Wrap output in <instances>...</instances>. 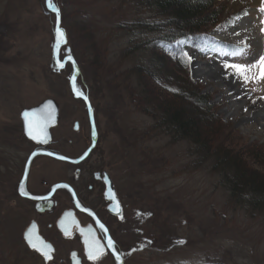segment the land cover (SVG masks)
Instances as JSON below:
<instances>
[{
    "label": "rangeland",
    "instance_id": "374dc122",
    "mask_svg": "<svg viewBox=\"0 0 264 264\" xmlns=\"http://www.w3.org/2000/svg\"><path fill=\"white\" fill-rule=\"evenodd\" d=\"M216 1L224 11L223 24L209 28L206 41L179 43L192 60L193 77L210 93L222 132L235 130L243 144L264 148L260 68H252L245 83L226 67L259 63L264 0ZM53 3L67 36L60 60L73 56L77 62L76 88L89 97L101 132L90 160L112 171L129 208L124 227L137 231L135 264H264L263 207L233 196L228 173L210 162L197 163L186 140L158 127L138 105L133 71L149 64L153 49L147 41L156 34L127 25L152 21L154 9L141 0ZM235 24L241 30L227 33ZM55 29L56 15L45 0H0V264H39L23 244L26 216L20 210L25 208L14 191L27 151L35 147L23 135L22 110L53 100L59 109L53 146L76 157L87 145L73 125H89L88 107L73 93V64L56 66ZM52 162V171L61 173L65 164Z\"/></svg>",
    "mask_w": 264,
    "mask_h": 264
},
{
    "label": "trees",
    "instance_id": "16d2710c",
    "mask_svg": "<svg viewBox=\"0 0 264 264\" xmlns=\"http://www.w3.org/2000/svg\"><path fill=\"white\" fill-rule=\"evenodd\" d=\"M141 1L154 9L155 18L126 27L156 35L147 41L153 49L149 64L133 71L139 85L138 105L158 127L186 140L197 163L210 162L214 169L228 173L225 178L233 196L264 211V148L243 144L235 130L222 132L223 120L211 104L210 93H204L193 77L189 55L178 43L203 42L211 28L223 24L221 4L216 0Z\"/></svg>",
    "mask_w": 264,
    "mask_h": 264
},
{
    "label": "flooded vegetation",
    "instance_id": "af4514ba",
    "mask_svg": "<svg viewBox=\"0 0 264 264\" xmlns=\"http://www.w3.org/2000/svg\"><path fill=\"white\" fill-rule=\"evenodd\" d=\"M58 110L57 106V119ZM22 112L23 135L35 146L27 151L14 188L16 198L25 208L20 210L26 216L21 234L25 248L39 264H135L137 231L130 232L124 227L130 219L127 201L112 171L105 165H94L90 160L101 136L95 109V124L88 110V126L84 127L80 121L74 122L73 130L82 133V144H87L76 157L53 146L57 119L49 126V138L43 143L26 136ZM69 142L72 145V140ZM40 150L80 160L73 162L49 155L32 156ZM52 161L65 164L61 165V173L52 171L51 166L55 164ZM21 183L25 195L20 194ZM110 195L114 199L109 200ZM30 229L35 248L25 239ZM109 239L113 241L114 248L108 246ZM45 252L50 259L44 255ZM90 252L98 258L89 259Z\"/></svg>",
    "mask_w": 264,
    "mask_h": 264
},
{
    "label": "snow or ice",
    "instance_id": "6c2138e0",
    "mask_svg": "<svg viewBox=\"0 0 264 264\" xmlns=\"http://www.w3.org/2000/svg\"><path fill=\"white\" fill-rule=\"evenodd\" d=\"M48 5L49 7L55 11L57 13V27H56V44H55V51L58 54L59 53V49L61 46V43H66V38H65V32L59 27V11L57 8H55V6L52 3V0H48ZM260 12L264 13V6H262L259 9ZM239 19V18H238ZM236 55H242L243 52H236ZM189 61L191 60L190 57H188ZM58 66L59 67H64L63 63L58 62ZM227 68L232 69L233 73L235 75L240 76L243 81L245 83L249 82V76L247 75L248 72L252 71V68H256L259 67L260 68V74H259V78L260 79H264V54H261L259 56V63L258 64H253L251 67H246L242 64H228L226 65ZM73 85L75 86V77H73ZM74 90L76 92V95L83 97L84 99H87V97L83 96V93L77 89ZM53 106L51 103L45 104L41 109L39 110H34V111H24L22 113V118L26 123V134L33 140H37L38 136L36 134H34V127L36 125H39L41 131H43L44 128L47 127V122L51 121L52 119H54L55 113L52 110ZM43 142V141H40ZM61 159H63V157H61ZM19 191L21 195H25V191H24V185L23 183H21L19 185ZM109 191H111V189H109ZM109 200L114 199V196L110 195L108 197ZM101 228H103V225H101ZM25 239L26 241L29 243V245L33 248L36 247V245L32 242V230L30 229L28 232H26L25 234ZM108 246L110 248H114V244L113 241L111 239H109L107 241ZM180 243H184L183 241H180ZM44 255L46 257H48L49 259L51 258L50 256H48V253L45 252ZM98 257L96 255H93L91 252L89 253V259L95 260ZM117 259H119V256L117 255L116 257Z\"/></svg>",
    "mask_w": 264,
    "mask_h": 264
},
{
    "label": "water",
    "instance_id": "95a60500",
    "mask_svg": "<svg viewBox=\"0 0 264 264\" xmlns=\"http://www.w3.org/2000/svg\"><path fill=\"white\" fill-rule=\"evenodd\" d=\"M52 3H53V1H52ZM53 5H54V4H53ZM54 6H55V5H54ZM46 7H47V9H48L50 12H52V13H54V14L56 15V21H57V13H56L55 11H53V10L49 7V5H48V0H46ZM55 8H56V7H55ZM57 9H58V8H57ZM58 11H59V21H60V23H59V27L65 32V30L61 27V22H62L61 11H60L59 9H58ZM56 27H57V23H56ZM55 30H56V29H55ZM55 33H56V31H55ZM55 35H56V34H55ZM65 38H66V34H65ZM64 44H65V43H61L60 49L62 48V46H64ZM60 49H59V53H58V54L56 53V51H54V58H55L56 66H57L58 68H61V67L58 66V62L63 63L64 66H65V64L68 63V62H70V63L73 64V67H74V73H73V76H72L71 87H72L73 93L76 95V92H75V90H74V87H75V89H77V88H76V80H77V76H78L79 73H80V68H79V66H78V64H77V62L75 61V59H74L73 56H67V57H65V58L61 61V60H60ZM62 68H63V67H62ZM73 77H75V86L73 85ZM76 96H77V97H81V96H78V95H76ZM83 96H84V97H87V96H85V95H83ZM81 98H83V97H81ZM83 99H84V98H83ZM84 101L86 102V104H87V106H88V108H89V111H90V114H91V118H92V121H93V120H94V117H93V109H92V107H91V104H90L89 98L87 97V99H84ZM48 103H51L52 106H53V109H52V110H53L54 113H55L54 119H52L51 121H48V122H47V127L44 128L43 131H41L39 125H36V126L34 127V134H36V135L38 136V139L35 140V141H43V143L46 142L47 139L49 138V133H48V128H49V126L52 125L53 123H55V121H56L57 108H56L55 103H54L52 100H48V101L44 102V103H43L41 106H39V107H36V108L30 109V110H25V111L39 110V109H41L45 104H48ZM23 112H24V111H23ZM23 121H24V120H23ZM24 129H25V133H26V123H25V121H24ZM26 135H27V134H26ZM27 136H28V135H27ZM28 137H29V136H28ZM29 138H30V137H29ZM30 139H31V138H30ZM32 140H33V139H32ZM35 155H51V156H53V157H55V158H57V159H60V160H71V159L65 158V157H63V156L56 155V154H52V153H49V152H47V151H42V150L33 153L32 156H35ZM61 157H63V159H61ZM79 160H80V159H79ZM79 160H72V161H73V162H77V161H79Z\"/></svg>",
    "mask_w": 264,
    "mask_h": 264
},
{
    "label": "bare ground",
    "instance_id": "6f19581e",
    "mask_svg": "<svg viewBox=\"0 0 264 264\" xmlns=\"http://www.w3.org/2000/svg\"><path fill=\"white\" fill-rule=\"evenodd\" d=\"M242 21V23H243V20H241ZM239 23H237V25H238ZM237 25L235 24V25H233V26H230L228 29H227V33H230V34H232V35H235L236 33H237V30L240 28H237ZM244 27V26H243ZM244 29V28H243ZM240 30H241V28H240ZM227 35V34H226ZM201 67V66H200ZM203 69H201V68H198V73L199 74H202V73H204V71H202ZM236 108V105H235V103H233L232 104V109H235ZM261 110V109H260ZM229 113H232L233 112V110H229L228 111ZM257 113V112H256Z\"/></svg>",
    "mask_w": 264,
    "mask_h": 264
}]
</instances>
